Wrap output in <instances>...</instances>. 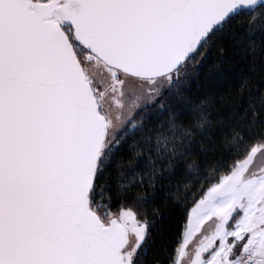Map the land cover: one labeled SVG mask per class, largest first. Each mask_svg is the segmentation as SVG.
<instances>
[{"label": "snow or ice", "instance_id": "snow-or-ice-1", "mask_svg": "<svg viewBox=\"0 0 264 264\" xmlns=\"http://www.w3.org/2000/svg\"><path fill=\"white\" fill-rule=\"evenodd\" d=\"M0 264H264V0H0Z\"/></svg>", "mask_w": 264, "mask_h": 264}]
</instances>
